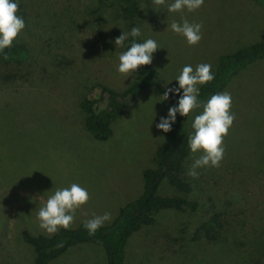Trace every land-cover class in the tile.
I'll return each instance as SVG.
<instances>
[{
  "label": "rangeland",
  "instance_id": "obj_1",
  "mask_svg": "<svg viewBox=\"0 0 264 264\" xmlns=\"http://www.w3.org/2000/svg\"><path fill=\"white\" fill-rule=\"evenodd\" d=\"M140 1V13L127 20L118 1L99 6L95 0H17L25 28L15 40L29 57L20 65L0 61V264H33L21 232L51 235L39 227L37 213L57 189L76 183L90 195L72 213L69 228L105 212L111 213L108 225L121 206L140 196L143 170L155 168L164 142L156 124L173 107L155 89H143L124 106L104 141L86 131L79 109L89 90L119 92L137 79V72L117 71L126 40L122 47L115 40L122 32L138 27L141 43L157 42L151 65L169 88L178 87L185 65L195 70L208 63L213 72L219 56L264 41V9L252 0H204L194 11L174 13L168 11L174 0L160 6ZM184 20L202 24L198 44L171 31L172 22ZM225 91L235 119L223 138L219 167L198 168V178L190 177L203 153L189 148L182 176L190 193L166 180L156 191L196 202L197 209L157 213L152 226L129 238L125 264H264V58L231 77L220 93ZM202 111L184 117L189 137ZM211 204L224 210L228 224L203 238ZM48 264H105V256L101 247L83 243Z\"/></svg>",
  "mask_w": 264,
  "mask_h": 264
},
{
  "label": "trees",
  "instance_id": "obj_2",
  "mask_svg": "<svg viewBox=\"0 0 264 264\" xmlns=\"http://www.w3.org/2000/svg\"><path fill=\"white\" fill-rule=\"evenodd\" d=\"M112 1L123 4L122 13L127 20H134L140 13L138 5L140 0H95V3L102 6ZM252 1L264 9V0ZM133 40L141 43L138 37L129 36L125 42V51L130 47ZM5 55H7V59H5ZM28 57L29 50L27 47L16 40L10 49H4L0 53V61L6 64L20 65ZM263 58L264 41L219 56L213 70L214 80L198 87V100L202 103L207 102L213 94L220 93L225 88L231 77L247 65ZM136 72L138 74L137 79L122 91L116 92L98 86L89 90L85 97L80 100L79 109L84 114V127L94 140L104 141L110 136V124L119 118L124 106L131 102L143 89L153 88L160 95H163L164 91L169 88L158 77L151 64L140 66ZM9 78L6 76V79ZM178 100L179 95L171 93L167 99L173 106H178ZM188 139L189 134L185 118L177 113L171 131L163 132L164 142L161 149L156 153L155 168L146 169L142 172L143 188L140 196L121 206L115 218L108 225L100 227L95 234L90 235L84 227V223H80L72 229L61 228L56 234L50 236H31L23 230L21 238L32 249L33 264H48L68 248L83 243L101 247L105 256V264H125V247L129 238L137 231L152 226L157 213L162 210L194 212L197 209L196 202L176 196L161 197L156 194L162 180H166L178 192L190 193V184L182 176L183 163L189 154ZM224 219V210L215 204H211L208 220L201 224V229L205 233V235L203 233V238L210 237L208 234L213 232L214 226L222 228ZM224 224L227 225L228 221L225 220ZM212 236L214 237V235ZM257 260L252 261V263L257 264Z\"/></svg>",
  "mask_w": 264,
  "mask_h": 264
},
{
  "label": "clouds",
  "instance_id": "obj_3",
  "mask_svg": "<svg viewBox=\"0 0 264 264\" xmlns=\"http://www.w3.org/2000/svg\"><path fill=\"white\" fill-rule=\"evenodd\" d=\"M166 0H154L157 6L164 5ZM204 0H174L168 5L169 12H179L183 9L194 11L201 7ZM19 4L17 0H0V53L4 49H10L19 33L25 28V21L17 15ZM171 31L186 38L189 45H196L202 39V24L172 22ZM141 35L140 28L133 27L130 32L123 33L115 40V46H123L129 36L136 38ZM159 49L157 42L147 39L143 43L135 40L131 43L127 51L119 55V66L117 71L128 76L136 73L140 66L150 65L152 54ZM7 59V55H5ZM214 80L212 65L201 63L195 70L191 65H185L181 74L177 77L178 87L168 88L161 96L162 101L169 98V94L179 96L178 106L170 107L167 118H161L156 128L164 133L171 131V126L175 123L176 115L187 117L193 109L203 108L201 114L196 115L191 127L194 132L188 139V146L192 153L202 152L203 154L194 160L188 175L198 178V168L205 166L219 167L224 157L225 149L223 138L228 134L229 128L233 124L235 115L230 112L232 97L228 92L213 94L207 102L198 100V85H204ZM90 199L89 192L79 184L73 183L68 188L57 189L50 195L38 210L37 218L40 221L39 227L48 234H56L61 228L68 229L74 220V213L77 208L86 204ZM111 220V213L105 212L103 215L94 216L84 222V227L90 235L103 226L106 221Z\"/></svg>",
  "mask_w": 264,
  "mask_h": 264
},
{
  "label": "crops",
  "instance_id": "obj_4",
  "mask_svg": "<svg viewBox=\"0 0 264 264\" xmlns=\"http://www.w3.org/2000/svg\"><path fill=\"white\" fill-rule=\"evenodd\" d=\"M214 70V69H213Z\"/></svg>",
  "mask_w": 264,
  "mask_h": 264
}]
</instances>
